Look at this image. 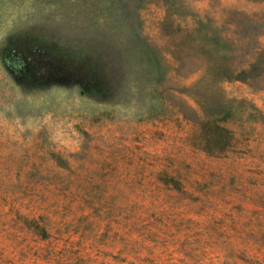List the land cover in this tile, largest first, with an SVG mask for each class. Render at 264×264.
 Returning <instances> with one entry per match:
<instances>
[{"label":"rangeland","instance_id":"374dc122","mask_svg":"<svg viewBox=\"0 0 264 264\" xmlns=\"http://www.w3.org/2000/svg\"><path fill=\"white\" fill-rule=\"evenodd\" d=\"M0 264H264V0H0Z\"/></svg>","mask_w":264,"mask_h":264},{"label":"trees","instance_id":"16d2710c","mask_svg":"<svg viewBox=\"0 0 264 264\" xmlns=\"http://www.w3.org/2000/svg\"><path fill=\"white\" fill-rule=\"evenodd\" d=\"M238 76H235V79H238ZM219 119H211L201 123V137L204 141L203 147L210 148V146H218L219 149L223 148L228 139V130L219 124ZM212 145H210L211 143Z\"/></svg>","mask_w":264,"mask_h":264}]
</instances>
